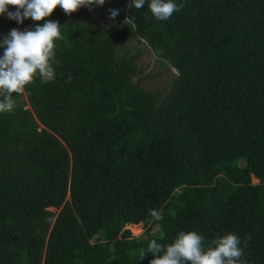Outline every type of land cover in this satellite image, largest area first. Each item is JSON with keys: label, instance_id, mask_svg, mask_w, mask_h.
<instances>
[{"label": "trees", "instance_id": "obj_1", "mask_svg": "<svg viewBox=\"0 0 264 264\" xmlns=\"http://www.w3.org/2000/svg\"><path fill=\"white\" fill-rule=\"evenodd\" d=\"M183 2L170 21L131 0L45 18L67 40L56 75L0 114V264H149L139 250L181 231L250 236L264 264V0ZM18 24L0 17V39ZM132 37L176 69L167 89L134 79Z\"/></svg>", "mask_w": 264, "mask_h": 264}, {"label": "clouds", "instance_id": "obj_2", "mask_svg": "<svg viewBox=\"0 0 264 264\" xmlns=\"http://www.w3.org/2000/svg\"><path fill=\"white\" fill-rule=\"evenodd\" d=\"M106 0H0V17L23 24L26 19L44 21L37 23L34 30L12 29L0 39V114L12 113L17 102L15 95L25 93L27 87H35L36 81L51 80L60 65L55 51L56 43L64 41L62 25L58 21L45 20L59 6L68 15L86 7L103 6ZM148 5V10L158 21H170L174 13L180 12L185 4L183 0H131L128 7L141 9ZM15 6V11L9 9ZM119 14L118 9L110 10V18ZM132 18L126 19L130 21ZM71 80V76H69ZM149 216L154 221L162 219L157 209H149ZM251 237L242 241L241 237L228 232L218 235L210 242L196 231H181L170 244H161L153 239L147 248L139 250V259L146 254L155 258L149 264H248L244 248ZM243 245V246H242Z\"/></svg>", "mask_w": 264, "mask_h": 264}, {"label": "rangeland", "instance_id": "obj_3", "mask_svg": "<svg viewBox=\"0 0 264 264\" xmlns=\"http://www.w3.org/2000/svg\"><path fill=\"white\" fill-rule=\"evenodd\" d=\"M18 29L20 31H24L21 28V24H18ZM125 44L130 48V52H138L139 54L136 58V62L142 70L138 75L134 76V79H138L142 86L151 90L167 89L174 75L176 74V69L169 63L163 62L161 57H159L157 53L144 41H138L135 37H132ZM3 52L4 49L0 48V54H3ZM23 98L26 99L25 94ZM256 180L257 179L254 178V181ZM67 195L65 196L64 200L68 198ZM50 208L55 212V214L60 209V207L53 206ZM55 214L51 219L52 221L55 217ZM126 226L131 229L133 234H140L143 231V226L141 223H129ZM157 227V223L152 225L153 230H156ZM157 242L167 245V243L164 241Z\"/></svg>", "mask_w": 264, "mask_h": 264}]
</instances>
